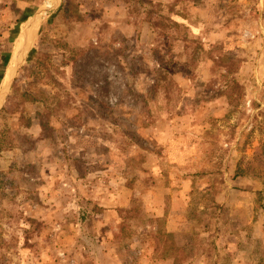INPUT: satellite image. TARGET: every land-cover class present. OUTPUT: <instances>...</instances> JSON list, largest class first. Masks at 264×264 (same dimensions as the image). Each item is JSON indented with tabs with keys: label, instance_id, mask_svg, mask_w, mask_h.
Listing matches in <instances>:
<instances>
[{
	"label": "rangeland",
	"instance_id": "1",
	"mask_svg": "<svg viewBox=\"0 0 264 264\" xmlns=\"http://www.w3.org/2000/svg\"><path fill=\"white\" fill-rule=\"evenodd\" d=\"M46 1L0 0V91ZM36 25L0 109V264H264V0Z\"/></svg>",
	"mask_w": 264,
	"mask_h": 264
},
{
	"label": "water",
	"instance_id": "2",
	"mask_svg": "<svg viewBox=\"0 0 264 264\" xmlns=\"http://www.w3.org/2000/svg\"><path fill=\"white\" fill-rule=\"evenodd\" d=\"M59 3L60 0H53L52 3L48 6L44 5L40 7L36 11V13L30 18L24 30L21 32L20 37L16 42L12 56L10 58L5 74V81L0 91V109L11 86V81L17 69L19 68V65L22 63L25 57L26 47L31 35V28L35 26L42 19L43 16L54 11L58 7Z\"/></svg>",
	"mask_w": 264,
	"mask_h": 264
},
{
	"label": "crops",
	"instance_id": "3",
	"mask_svg": "<svg viewBox=\"0 0 264 264\" xmlns=\"http://www.w3.org/2000/svg\"><path fill=\"white\" fill-rule=\"evenodd\" d=\"M16 45V44H15ZM15 48V47H14ZM13 53V52H12ZM12 56V55H11ZM170 217H168V220L166 222V231L167 233H171L173 234L174 236H178L181 232H182V229H181V224L180 222L177 221L176 218H172L171 220H169ZM180 226V227H179ZM230 244V243H229ZM230 246V245H229ZM231 247V246H230ZM228 247V251L230 253V251H232V247L230 248ZM227 252V253H228ZM149 264H156L155 262H150ZM245 264V263H243Z\"/></svg>",
	"mask_w": 264,
	"mask_h": 264
},
{
	"label": "bare ground",
	"instance_id": "4",
	"mask_svg": "<svg viewBox=\"0 0 264 264\" xmlns=\"http://www.w3.org/2000/svg\"><path fill=\"white\" fill-rule=\"evenodd\" d=\"M52 1H53V0H47L46 3H45V6H48L49 4H51ZM32 29H34V27H33Z\"/></svg>",
	"mask_w": 264,
	"mask_h": 264
},
{
	"label": "trees",
	"instance_id": "5",
	"mask_svg": "<svg viewBox=\"0 0 264 264\" xmlns=\"http://www.w3.org/2000/svg\"><path fill=\"white\" fill-rule=\"evenodd\" d=\"M125 1H127V2H128L129 0H125Z\"/></svg>",
	"mask_w": 264,
	"mask_h": 264
}]
</instances>
